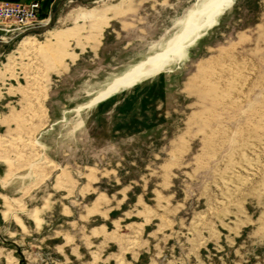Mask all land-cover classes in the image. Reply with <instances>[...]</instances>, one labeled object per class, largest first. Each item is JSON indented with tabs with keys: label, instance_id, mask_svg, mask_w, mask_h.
Wrapping results in <instances>:
<instances>
[{
	"label": "rangeland",
	"instance_id": "rangeland-1",
	"mask_svg": "<svg viewBox=\"0 0 264 264\" xmlns=\"http://www.w3.org/2000/svg\"><path fill=\"white\" fill-rule=\"evenodd\" d=\"M117 1L45 0L55 45L0 23V264H264V0L100 96L206 0L77 20Z\"/></svg>",
	"mask_w": 264,
	"mask_h": 264
},
{
	"label": "bare ground",
	"instance_id": "bare-ground-1",
	"mask_svg": "<svg viewBox=\"0 0 264 264\" xmlns=\"http://www.w3.org/2000/svg\"><path fill=\"white\" fill-rule=\"evenodd\" d=\"M229 1H231V0H206L200 6V8L198 10H194L190 14L188 13L186 18L184 20H182V22H180V25L182 26L181 32L178 35H176V36L174 35L175 37H173L172 39H169L167 42H165L162 50H160L157 53H154L151 56H148L147 58H145V60H143L142 62L137 63L132 68H130L128 71L124 72L121 76L117 77V78H119V80L116 81L115 84H108L106 86V89H104L103 92H101L98 95L103 96V94L105 92L109 91L108 88L110 89L111 87L116 86L118 83H123V82L125 83V81L127 79H131L134 75H136L138 73H141V72L143 73V70L146 69V68H148V69H156L158 67V64L160 63V61L162 59H164L165 57H167V55H169L171 52H173V48H174V46L176 45V42H177L175 40H181V39H185V38H189V37L195 36V35H192L194 33L193 30L196 32V30L198 28H200V27L210 28L211 25L213 24V19H214V16L216 15V13H217V10L219 8H221L222 6H224L225 4H227ZM125 4H126V0H118L115 4L114 3L113 4H107L106 3V5H102L98 9H90V10H87V11H82L78 15L77 20H79L81 22L82 21L88 22V29H90V31L93 33V35L96 38V36L100 34V31H101L100 29H102V26H105L107 20L112 19L114 17H117L120 14L124 13L123 6ZM47 33H48V36H49V42L50 43H52V44L55 43L56 44L57 42H62L63 35H62L61 32H53L52 30H49V31H47ZM68 33H70V32L68 31ZM68 33H67V35H69ZM31 40H32V38H24V39H22L21 42H20L22 48L23 47L26 48L27 46L30 48L31 46H29V45H30V41ZM33 40H35V39H33ZM55 44H53V45H55ZM61 44H63V43H61ZM32 50H33V48H32ZM90 106L91 105L84 106V107L85 108H90Z\"/></svg>",
	"mask_w": 264,
	"mask_h": 264
},
{
	"label": "built area",
	"instance_id": "built-area-1",
	"mask_svg": "<svg viewBox=\"0 0 264 264\" xmlns=\"http://www.w3.org/2000/svg\"><path fill=\"white\" fill-rule=\"evenodd\" d=\"M39 12L38 2L29 4L0 2V23H9L20 32L28 31L38 27Z\"/></svg>",
	"mask_w": 264,
	"mask_h": 264
},
{
	"label": "crops",
	"instance_id": "crops-1",
	"mask_svg": "<svg viewBox=\"0 0 264 264\" xmlns=\"http://www.w3.org/2000/svg\"><path fill=\"white\" fill-rule=\"evenodd\" d=\"M6 1L9 2V3H14V4H17V3L29 4V3H32V2H37V0H6ZM40 2H39V4H40V14L43 15L44 14L45 0H40Z\"/></svg>",
	"mask_w": 264,
	"mask_h": 264
},
{
	"label": "water",
	"instance_id": "water-1",
	"mask_svg": "<svg viewBox=\"0 0 264 264\" xmlns=\"http://www.w3.org/2000/svg\"><path fill=\"white\" fill-rule=\"evenodd\" d=\"M73 1H80V2H86V1H91V0H73ZM50 28L49 23L45 26L36 28L34 31H36L37 33H44L46 32L48 29Z\"/></svg>",
	"mask_w": 264,
	"mask_h": 264
}]
</instances>
